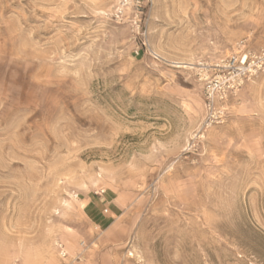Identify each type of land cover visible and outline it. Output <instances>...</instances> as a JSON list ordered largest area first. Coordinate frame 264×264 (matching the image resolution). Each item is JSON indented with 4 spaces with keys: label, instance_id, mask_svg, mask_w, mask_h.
I'll return each instance as SVG.
<instances>
[{
    "label": "rangeland",
    "instance_id": "rangeland-1",
    "mask_svg": "<svg viewBox=\"0 0 264 264\" xmlns=\"http://www.w3.org/2000/svg\"><path fill=\"white\" fill-rule=\"evenodd\" d=\"M122 1L0 0V264H264V69L207 129L195 77L264 0Z\"/></svg>",
    "mask_w": 264,
    "mask_h": 264
},
{
    "label": "built area",
    "instance_id": "built-area-1",
    "mask_svg": "<svg viewBox=\"0 0 264 264\" xmlns=\"http://www.w3.org/2000/svg\"><path fill=\"white\" fill-rule=\"evenodd\" d=\"M139 0H123L116 10L115 18L120 20L123 9L133 4L138 7ZM139 47L135 54L138 55ZM264 69V54L247 52L240 57L208 64L200 63L195 68L196 80L202 85V97L206 114L203 129L221 122L225 109L223 104L233 96L251 77ZM65 256L61 253V257Z\"/></svg>",
    "mask_w": 264,
    "mask_h": 264
}]
</instances>
